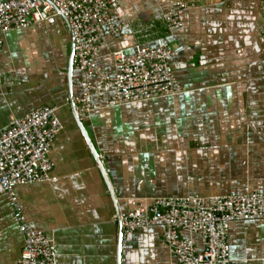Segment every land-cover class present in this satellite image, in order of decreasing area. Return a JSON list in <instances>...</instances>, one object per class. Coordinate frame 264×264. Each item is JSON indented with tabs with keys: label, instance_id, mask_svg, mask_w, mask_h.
I'll list each match as a JSON object with an SVG mask.
<instances>
[{
	"label": "crops",
	"instance_id": "obj_1",
	"mask_svg": "<svg viewBox=\"0 0 264 264\" xmlns=\"http://www.w3.org/2000/svg\"><path fill=\"white\" fill-rule=\"evenodd\" d=\"M176 0H124L125 27L98 57L105 75L113 54L170 43L183 93L99 107L81 118L107 170L116 199L74 116L82 96L70 63L73 37L53 17L10 32L0 48V132L14 119L56 105L63 123L48 183L15 189L26 223L45 232L57 264H176L163 227L122 238L121 211L146 209L160 197L264 193V0H183V27L166 16ZM74 67V65H73ZM11 196L0 185V264H19L25 234ZM192 238L199 253L202 239ZM230 264H264V222L237 221L229 231Z\"/></svg>",
	"mask_w": 264,
	"mask_h": 264
},
{
	"label": "built area",
	"instance_id": "obj_2",
	"mask_svg": "<svg viewBox=\"0 0 264 264\" xmlns=\"http://www.w3.org/2000/svg\"><path fill=\"white\" fill-rule=\"evenodd\" d=\"M124 0H0V48L5 36L26 30L49 18L65 19L72 33L73 65L79 74L82 96L76 99L81 118L99 110L94 100L111 95L105 107H119L175 97L183 93L176 78L170 43L158 40L155 47H136L134 55L113 54L118 72L105 75L98 57L107 36L118 38L125 27ZM189 3L176 0L166 16L171 32L183 27L180 13ZM63 123L56 105H46L14 119L0 132V185L11 196L16 218L22 223L25 244L19 264H57L58 252L48 235L25 221L15 189L51 181L54 165L50 154ZM264 222V193L210 197H160L146 209L121 211L117 222L123 239L149 227L164 228V242L176 264H230L229 231L237 221ZM202 239L204 252L195 241Z\"/></svg>",
	"mask_w": 264,
	"mask_h": 264
},
{
	"label": "water",
	"instance_id": "obj_3",
	"mask_svg": "<svg viewBox=\"0 0 264 264\" xmlns=\"http://www.w3.org/2000/svg\"><path fill=\"white\" fill-rule=\"evenodd\" d=\"M73 45H74V43H73ZM73 54H74V53H72V55H73ZM73 57H74V56H73ZM73 68H74V67H73V58H72V59H71V63H70V70H69V72H70V74H71V75H70V78H71V79H72V75H73ZM73 111H74V116H75V118H76V121H77V123H78V126H79V128H80V130H81V132H82V135H83L84 138L86 139V142H87L89 148L91 149V152L93 153L94 157L96 158V161H97L98 164L100 165V169H101V171H102V173H103V175H104V177H105V179H106V182H107V184H108L109 190H110V192H111L113 198L116 199V195H115V193H114V190H113V186H112L111 180H110V178L108 177L107 170H106V168H105V166H104V164H103V162H102V160H101V158H100V156H99V153H98L97 149H96L95 146L93 145V142H92V140H91V137H90V135H89L87 129L85 128L84 123L82 122V120H81V118H80V116H79V114H78V112H77V110H76V108H75V105H73ZM121 234H122V232H121ZM122 238H123V235H121L120 246H122ZM120 261H121V259L119 258V264H120Z\"/></svg>",
	"mask_w": 264,
	"mask_h": 264
},
{
	"label": "rangeland",
	"instance_id": "obj_4",
	"mask_svg": "<svg viewBox=\"0 0 264 264\" xmlns=\"http://www.w3.org/2000/svg\"><path fill=\"white\" fill-rule=\"evenodd\" d=\"M227 195H229V194H227ZM227 195H209L208 197H210V196H227ZM123 241H124V239H123Z\"/></svg>",
	"mask_w": 264,
	"mask_h": 264
},
{
	"label": "bare ground",
	"instance_id": "obj_5",
	"mask_svg": "<svg viewBox=\"0 0 264 264\" xmlns=\"http://www.w3.org/2000/svg\"><path fill=\"white\" fill-rule=\"evenodd\" d=\"M186 198V197H185ZM123 247V245L121 246V248Z\"/></svg>",
	"mask_w": 264,
	"mask_h": 264
}]
</instances>
